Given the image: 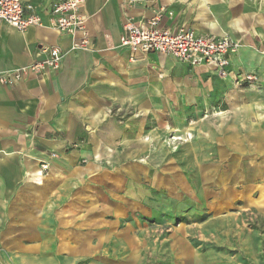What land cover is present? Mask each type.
Returning a JSON list of instances; mask_svg holds the SVG:
<instances>
[{"label": "crops", "instance_id": "0c3cea01", "mask_svg": "<svg viewBox=\"0 0 264 264\" xmlns=\"http://www.w3.org/2000/svg\"><path fill=\"white\" fill-rule=\"evenodd\" d=\"M22 1L34 6L43 23L19 31L0 21V77L43 59L52 46L61 49L62 61L58 69L26 74L11 84L0 81V264H69L45 260L42 244L44 193L63 180L67 168L62 165L110 156L109 150L121 159L154 157L165 128H188L190 112L203 106L224 105L227 111L211 130L220 155L263 158V176V54H231L228 73L221 77L210 64L132 52L119 41L127 23L145 22L160 9L167 12L160 18L162 27L215 37L227 36V29L241 40L248 33L240 15L248 24L252 18L236 9V0H85L81 12L88 49L73 47L80 32L61 33L51 26L55 0ZM253 19L258 26L247 24L256 39L252 44L264 46V19ZM241 72L254 73L255 83L235 85ZM51 152L57 157L44 179L40 159ZM93 168L89 163L84 170ZM216 179L223 198L239 197L224 173Z\"/></svg>", "mask_w": 264, "mask_h": 264}, {"label": "rangeland", "instance_id": "374dc122", "mask_svg": "<svg viewBox=\"0 0 264 264\" xmlns=\"http://www.w3.org/2000/svg\"><path fill=\"white\" fill-rule=\"evenodd\" d=\"M236 1V9L252 20L248 24L240 15L248 33L241 40L226 29L225 35L237 44L232 54L256 50L264 55V46L253 45L256 39L247 30V24H258L253 18L264 19V0ZM166 13L160 9L156 15L162 19ZM212 105L190 112L188 128L166 127L156 140L154 157L121 159L109 150L110 156L62 165L67 168L63 180L44 193L45 260L264 264L263 158L220 155L211 130L227 111L224 105ZM49 156L40 159L44 179L57 154ZM42 161L47 167H41ZM89 163L94 168L84 170ZM223 173L239 189L237 199L221 196L222 182L216 177Z\"/></svg>", "mask_w": 264, "mask_h": 264}, {"label": "built area", "instance_id": "2783aa9c", "mask_svg": "<svg viewBox=\"0 0 264 264\" xmlns=\"http://www.w3.org/2000/svg\"><path fill=\"white\" fill-rule=\"evenodd\" d=\"M85 0H55L51 6L50 24L61 33L81 37L73 40V47L88 49L91 47L89 37L84 29L85 15L81 7ZM0 21H4L19 31L30 26L42 25V19L35 12L34 6L22 0H0ZM120 45L132 52H158L170 54L178 60L195 65L207 63L215 67L219 76L227 75L229 57L235 51L236 42L228 36H204L192 29L181 27L175 31L160 25L158 15L139 23H127L120 36ZM62 61V51L57 46L47 49V56L18 67L13 73L0 77L2 83L11 84L26 74H40L48 69H58ZM252 73L241 72L235 77L236 85L254 83ZM41 162V167L48 164ZM46 164V165H45Z\"/></svg>", "mask_w": 264, "mask_h": 264}]
</instances>
